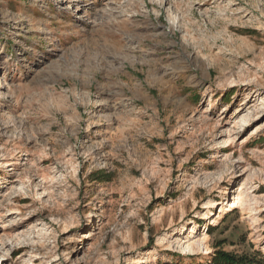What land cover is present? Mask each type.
<instances>
[{
    "label": "rangeland",
    "instance_id": "374dc122",
    "mask_svg": "<svg viewBox=\"0 0 264 264\" xmlns=\"http://www.w3.org/2000/svg\"><path fill=\"white\" fill-rule=\"evenodd\" d=\"M223 254L264 264V0H0V264Z\"/></svg>",
    "mask_w": 264,
    "mask_h": 264
},
{
    "label": "bare ground",
    "instance_id": "6f19581e",
    "mask_svg": "<svg viewBox=\"0 0 264 264\" xmlns=\"http://www.w3.org/2000/svg\"><path fill=\"white\" fill-rule=\"evenodd\" d=\"M259 129H260V128H259ZM238 201L241 202V201H242L241 198H239ZM240 204H241V203H240ZM223 209H224V208H221V209L219 210L220 213H219V215L217 216L218 219H221V218H222V215H221L222 213H226V212H224ZM206 241H207V236L204 235V236L201 238V241H198V240H197V241H195L194 243H192V245H194V244L196 245V244H199V243H200V244H203L204 247H203V245H202V247L206 249V247H205V243H206ZM189 246H191V243H190ZM189 246H187V247H189ZM191 247H192V246H191ZM194 247H195V246H194ZM188 249H190V248H188ZM205 249H204V250H205ZM167 250H168V249H167ZM192 252H193V251H192Z\"/></svg>",
    "mask_w": 264,
    "mask_h": 264
},
{
    "label": "trees",
    "instance_id": "16d2710c",
    "mask_svg": "<svg viewBox=\"0 0 264 264\" xmlns=\"http://www.w3.org/2000/svg\"><path fill=\"white\" fill-rule=\"evenodd\" d=\"M225 262L229 263V264H236L237 260L234 259V257L227 255V254H223L221 257Z\"/></svg>",
    "mask_w": 264,
    "mask_h": 264
}]
</instances>
